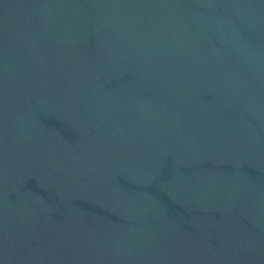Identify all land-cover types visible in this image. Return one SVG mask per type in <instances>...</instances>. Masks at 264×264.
<instances>
[{"label":"water","instance_id":"obj_1","mask_svg":"<svg viewBox=\"0 0 264 264\" xmlns=\"http://www.w3.org/2000/svg\"><path fill=\"white\" fill-rule=\"evenodd\" d=\"M0 264H264V0H0Z\"/></svg>","mask_w":264,"mask_h":264}]
</instances>
